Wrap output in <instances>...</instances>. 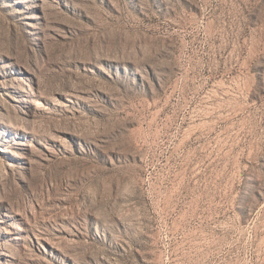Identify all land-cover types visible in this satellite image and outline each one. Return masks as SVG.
Returning a JSON list of instances; mask_svg holds the SVG:
<instances>
[{
	"label": "rangeland",
	"instance_id": "obj_1",
	"mask_svg": "<svg viewBox=\"0 0 264 264\" xmlns=\"http://www.w3.org/2000/svg\"><path fill=\"white\" fill-rule=\"evenodd\" d=\"M0 264H264V0H0Z\"/></svg>",
	"mask_w": 264,
	"mask_h": 264
}]
</instances>
